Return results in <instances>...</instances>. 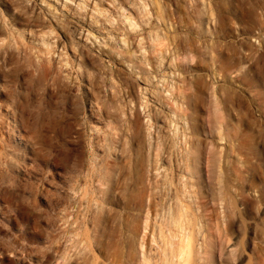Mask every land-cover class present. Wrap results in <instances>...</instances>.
Returning <instances> with one entry per match:
<instances>
[{"label": "rangeland", "instance_id": "374dc122", "mask_svg": "<svg viewBox=\"0 0 264 264\" xmlns=\"http://www.w3.org/2000/svg\"><path fill=\"white\" fill-rule=\"evenodd\" d=\"M119 1L134 2L100 0L96 7L93 0H0V264H146V257L150 263L155 260L152 264H161L164 259L171 258L173 246L170 247V243L176 242V233L170 231L176 224L170 228L167 222L174 223L172 214L176 211L170 208L171 213L167 202L176 188V173H181L180 177L185 173L175 172L174 163L161 164L157 160L155 126L150 127L154 121L140 105L146 98L137 71L132 67L139 59L147 72L153 71L152 65L145 64V58L149 56L148 51L155 49L149 36L158 32L174 43L164 59L158 56L159 61L163 59L167 73L156 85L162 90L160 98L172 101L174 97H170L165 87L166 82L174 84L182 91L175 99L184 105L181 108L185 123L180 122L179 127L188 126L192 116H198L199 122L201 118L206 121L204 132L200 129L191 135L205 142L196 154L204 182L196 183L194 171L193 177L186 174L194 179L191 182L197 187H193L197 193L196 198L193 197L196 204L193 202L189 211L190 220L197 215L201 224L196 217L190 223L193 221L198 230L205 226L201 231L209 237L205 239L210 252L204 256L196 253V263L264 264V97L252 99L251 96L263 91V86L257 77H251L245 85H235L242 93L240 102L227 103L224 97L222 99L223 61H220L219 48L223 19L218 0L214 4V0H160V10L152 0H148L150 5L145 10L141 7L143 0H135L139 3L133 4V16L139 18L137 21L141 24L134 28L135 31L129 26L130 22L124 20L127 12L119 7ZM109 8L115 19L112 25L105 28L98 24L102 31L93 32L92 36L86 31L80 32L82 26L85 29L96 27L95 21L104 22L103 18H110V12H106ZM101 10L105 12L100 15ZM150 11L152 17L146 14ZM213 30L215 34H211ZM247 37L251 44L263 50L264 32L255 30V34ZM175 39L177 42H173ZM16 44L22 45L17 49ZM118 51L125 54L118 55ZM174 54L183 57L177 59V68ZM212 55L218 58L214 66L209 62ZM183 59L186 62H181ZM156 61L154 58L153 63ZM38 64L50 68L49 73L45 75ZM249 64L246 63L245 69ZM198 82L206 85L209 93L202 109H194L186 100L196 92ZM160 102L163 103V99ZM153 104L159 108L158 104ZM137 111L139 116H135ZM172 129V133H176L174 124ZM221 129L223 134L218 132ZM220 135H224L223 139ZM218 163H221V177L225 180L223 201L219 193ZM106 166L111 167L106 170ZM188 176H184V180ZM84 188L87 190L85 196L81 194ZM103 190H110V197L103 199ZM77 199L83 204L79 211ZM144 202L146 206L143 207ZM151 202L155 206L153 211L149 209ZM96 213L104 218L97 225ZM155 213L173 216L168 218L172 221L163 216L166 220L163 223L158 218L161 216ZM77 214L84 222L81 221L76 230L77 227L70 223ZM195 229L200 243L203 239ZM74 230L76 235L71 232ZM83 244H88V249ZM166 253H170L169 258ZM170 260L176 264L175 258Z\"/></svg>", "mask_w": 264, "mask_h": 264}, {"label": "bare ground", "instance_id": "6f19581e", "mask_svg": "<svg viewBox=\"0 0 264 264\" xmlns=\"http://www.w3.org/2000/svg\"><path fill=\"white\" fill-rule=\"evenodd\" d=\"M42 2H43V0H41ZM99 1L100 0H93V4H95V5H93V6H98V4H99ZM136 1H139V0H136ZM135 0H134V2H132L131 4L129 3V4H127V3H124V2H121V1H119V7L122 9V10H124L125 12H127L126 13V15H125V18H124V20H128L130 23V25L129 26H131V28L134 30V28L135 27H137V26H139V27H141V24H138V21H137V19H139V18H137V19H135V16H133L134 15V10H133V7H134V5L136 6V2ZM142 1V0H141ZM150 1V0H149ZM148 0H143L141 3H142V5H141V7L143 6V8H144V10L145 9H147V7H148V5H150V2H149ZM160 0H152V4H155L156 6H158V8H159V10H160V6H159V4H160V2H159ZM209 2L210 1H213V0H208ZM216 0H214L213 1V4H214V2H215ZM67 2V1H66ZM83 2V1H82ZM87 2V1H86ZM88 2H89V0H88ZM129 2V1H128ZM140 2V1H139ZM138 2V3H139ZM158 2H159V4H158ZM218 5L215 3V5H217V6H219V7H221V13H222V19H223V25H222V28H221V35H220V37H221V39H222V42H221V48H219L220 50H221V55H219L220 56V61H223V65H222V81L224 82V84H223V92H221L222 93V99H223V97H224V101L226 100V102L227 103H229V102H232V101H237V102H240L241 101V99H242V93H241V91L240 90H237L236 88H235V85H245V83H247V82H249L250 81V79H251V77H257L258 79H259V81H260V83H261V85L263 86V91H258V92H256V93H254V94H252L251 96H252V99H256V98H258L257 96H263L264 97V40L262 41L263 42V50H259V48H257V47H255L254 46V44H251V42L250 41H248L247 40V36H249L250 34H255V30H259V31H261V32H264V0H218ZM44 3H45V1H44ZM62 3H64V2H62ZM81 3V2H80ZM137 3V4H138ZM41 4V3H40ZM134 4V5H133ZM163 5V4H162ZM161 5V6H162ZM38 6V5H37ZM66 6V5H65ZM90 6V5H89ZM88 6V7H89ZM96 6V7H97ZM85 7H86V5H85ZM87 7V8H88ZM95 7V8H96ZM140 7V6H139ZM140 7V8H141ZM216 7V6H215ZM218 7V8H219ZM77 8H78V5H77ZM86 8V9H87ZM100 8V7H99ZM211 8V7H210ZM81 9V8H80ZM92 9V8H91ZM98 9V8H97ZM40 10V9H39ZM83 10V9H82ZM93 10V9H92ZM91 10V11H92ZM106 10V9H105ZM162 10V9H161ZM84 11V10H83ZM98 11V10H97ZM96 11V12H97ZM100 11V10H99ZM213 11V10H212ZM211 10H210V12H212ZM89 12V11H88ZM103 12H105V11H103ZM102 12V10H101V12H98V13H100V15H101V13H103ZM107 13L108 12H110V13H108V14H110V18H103L104 19V22H102L101 21V19L100 20H97V21H95L96 23H97V26L96 27H90V26H88L89 28H82V27H84V26H82V25H79V26H82V27H80V29H81V31L80 32H82V31H86L87 33H88V35L90 34L91 35V33H93V32H101L102 30L99 28V26H98V24H100L101 26H104L105 28H106V26L108 25H112L113 24V22L115 21V19L113 20L112 19V10H110V8L109 9H107V11H106ZM147 12V11H146ZM76 13V12H75ZM80 13V12H79ZM78 13V14H79ZM83 13H85V11L83 12ZM91 13V12H90ZM94 13V12H93ZM151 13V11L150 12H148V13H146L147 15H149ZM161 13V12H160ZM159 13V14H160ZM106 14V13H105ZM125 13H123V15H124ZM143 14H144V12H143ZM214 14V13H213ZM85 15V14H84ZM84 15H83V18H84ZM88 15H89V13H88ZM87 14H86V16H88ZM99 15V17H101ZM146 15V16H147ZM212 15V14H211ZM44 16V15H43ZM46 16V15H45ZM78 16H80V15H78ZM90 16H92V15H90ZM93 16H95V18H96V15H93ZM102 16H103V14H102ZM105 16V15H104ZM112 16V17H111ZM143 16V15H142ZM144 16H145V14H144ZM149 16H151V15H149ZM212 16H214V15H212ZM220 16V15H219ZM64 17V16H63ZM81 17V16H80ZM79 17V18H80ZM107 17H109V16H107ZM148 17V16H147ZM152 17V16H151ZM157 17V16H156ZM82 18V19H83ZM87 18V17H86ZM85 18V19H86ZM91 18V17H90ZM93 18V17H92ZM160 18H161V16H160ZM57 19V18H56ZM70 19V18H69ZM94 19V18H93ZM98 19V18H97ZM112 19V20H111ZM141 19V18H140ZM221 19V18H220ZM35 20H38V19H35ZM64 20V19H63ZM89 20V19H88ZM92 20V19H91ZM170 20V19H169ZM39 21V20H38ZM90 21V20H89ZM183 21V20H182ZM85 22V21H84ZM94 22V23H95ZM122 22V21H121ZM79 23V22H78ZM90 23V22H89ZM93 23V22H92ZM93 23V24H94ZM96 23L94 24V25H96ZM109 23V24H108ZM173 23V22H172ZM217 23V22H216ZM221 23H222V21H221ZM33 24H34V22H33ZM82 24H83V21H82ZM86 24V23H85ZM84 24V25H85ZM123 24V23H122ZM233 24H236L235 26H233ZM50 25V24H49ZM48 25V26H49ZM77 25V26H78ZM91 25V24H90ZM124 25V24H123ZM172 25V24H171ZM170 25V26H171ZM217 25V24H216ZM219 25H221V24H219ZM53 26V25H52ZM118 26V25H117ZM122 26V25H121ZM127 26V25H126ZM215 26V25H214ZM218 26V25H217ZM7 27V26H6ZM30 27V26H29ZM36 27V26H35ZM47 27V26H46ZM73 27V26H72ZM116 27V26H115ZM32 28V27H31ZM37 28H38V26H37ZM41 28V27H40ZM53 28V27H52ZM217 28H219V27H217ZM4 29V28H3ZM11 29V28H10ZM9 29V30H10ZM13 29V28H12ZM46 29V28H45ZM79 29V30H80ZM108 29V28H107ZM116 29H118V27L116 28ZM120 29V28H119ZM122 29V28H121ZM127 29H128V27H127ZM188 29V28H187ZM13 30H15V29H13ZM22 30V29H21ZM26 29H24V31H25ZM29 30V29H28ZM31 30V29H30ZM49 30H51V29H49ZM73 30H75V29H73ZM72 30V31H73ZM106 30V29H105ZM111 30H112V28H111ZM131 30V29H130ZM129 30V31H130ZM136 30V29H135ZM134 30V31H135ZM153 30V29H152ZM159 30V29H158ZM161 30V29H160ZM220 30V29H219ZM24 31H22V32H24ZM35 31H37L38 32V30H35ZM110 31V30H109ZM127 31V30H126ZM128 31V32H129ZM132 31V30H131ZM157 31V30H156ZM162 31V30H161ZM218 31V30H217ZM10 32H12V31H10ZM18 32V31H17ZM29 32V31H28ZM33 32V31H32ZM66 32V31H65ZM74 32V31H73ZM127 32V34H129ZM151 32V31H150ZM153 32H155V31H153ZM18 33H20V32H18ZM39 33V32H38ZM37 33V34H38ZM47 33H49V32H47ZM79 33V32H78ZM77 33V34H78ZM105 33V32H104ZM123 33V32H122ZM3 34V33H2ZM15 34H16V30H15ZM32 34V33H31ZM45 34V33H44ZM50 34V33H49ZM49 34H46V36L47 35H49ZM83 34V33H82ZM81 34V35H82ZM94 34V33H93ZM110 34V33H109ZM148 34H150V33H148ZM187 34V33H186ZM211 34H215L214 33V30L211 32ZM261 34V33H260ZM18 35V34H17ZM20 35H21V33H20ZM19 35V36H20ZM24 35V34H23ZM22 35V36H23ZM117 35V34H116ZM125 35V34H124ZM173 35V34H172ZM4 36V35H3ZM12 36H14V34L12 35ZM85 36V35H84ZM92 36V35H91ZM109 36V35H108ZM110 36H112V34H110ZM109 36V37H110ZM166 36H167V34H166ZM174 36V35H173ZM176 36V35H175ZM174 36V37H175ZM100 37V36H99ZM129 37V36H128ZM150 40L154 43L153 45L155 46L154 48V50L151 52H149L148 51V53H149V56L148 57H146L145 58V64H149V65H152V72H147V70H146V68H144L143 67V65H142V60H137V62H135L134 64H133V68L135 69V71H137V75H138V81H139V83L143 86L142 87V90L144 91V98H146V102L145 103H141L140 105L141 106H144V109L146 110V113L148 114V116L151 118V119H153V121H154V123H152V124H150L149 126L152 128L153 127V124H154V126H155V131H156V136H155V138H156V140H155V142H157V152H156V158H157V160L158 161H160L161 162V164H169V163H174V166H175V172H183V173H185V175L184 176H188V175H186V174H188V173H192L193 174V171H194V173H196L197 174V176L195 175V177H197V181H196V183L197 184H201L202 182H204V181H202V175L200 174V161H199V158H198V156H196V154H198V147L200 146V145H202V144H205V142L204 141H201V140H198V139H195L193 136H191L193 133H195V132H198L200 129H203L202 131L204 132V129H206V121L205 120H202V118L200 119L201 120V122H199L198 121V119H199V117L198 116H192L191 118H190V116H189V118H190V120H191V123L188 125V126H186V125H184V124H182L180 127H179V123L180 122H182L183 121V123H185V121H184V118H183V108H184V105L183 106H181L180 105V103L177 101V99H175L176 97H177V95L179 94V93H181L182 94V91H180V87H178V86H175L174 84H171V83H167L166 82V89H165V91H167V92H170L169 94H170V97H171V95H173V97H174V99L172 100V101H170L168 98L165 100V98H160V96H161V94H162V90H158L157 88H156V85H157V83H160V82H162V80L164 79V78H166L167 77V73H166V71H165V67H166V65L164 64V62H163V59L165 58V53H167L168 52V50L171 48L170 46L172 45V44H174V43H170V41L169 40H171V39H167V37H165L163 34H161V33H151L150 34ZM169 37V36H168ZM189 37V36H188ZM188 37L186 38V39H188ZM14 38V37H13ZM21 38V37H20ZM19 38V39H20ZM105 38H107V37H105ZM112 38V37H111ZM173 38V37H172ZM11 39V38H10ZM18 39V40H19ZM22 40H23V38H21ZM26 39V37L24 38V40ZM129 39V38H128ZM174 39V38H173ZM177 39V38H176ZM176 39H175V41H173V42H177L176 41ZM186 39H184L183 38V40L185 41ZM3 39H1V41H2ZM21 40V41H22ZM44 40V39H43ZM41 41L42 43L45 41ZM87 40H88V37H87ZM3 41H5V40H3ZM11 41V40H10ZM20 41V40H19ZM40 41V40H39ZM148 41V40H147ZM191 42L190 40H187V42ZM36 42V41H35ZM123 42H125V41H123ZM1 43V42H0ZM4 43V42H3ZM2 43V44H3ZM6 43V42H5ZM12 43V42H11ZM127 43V42H126ZM149 43V42H148ZM151 43V42H150ZM149 43V44H150ZM183 43V42H182ZM10 44V43H9ZM15 44V43H14ZM46 44L47 43H45V45L44 46H46ZM148 44V45H149ZM180 44V43H179ZM183 44H185V43H183ZM188 44V43H187ZM1 45V44H0ZM18 45H22V44H18ZM18 45L16 44V46H17V49H19V47H18ZM106 45V44H105ZM152 45V46H153ZM181 45V44H180ZM9 46H12V45H9ZM15 46V47H16ZM185 46V45H184ZM216 46H218V45H216ZM22 47V46H21ZM48 47V45L46 46V48ZM175 47V46H174ZM183 47V46H182ZM188 47V46H187ZM12 48H13V46H12ZM29 48V47H28ZM150 48V47H149ZM178 48V47H177ZM218 48V47H217ZM217 48L215 47V50H217ZM10 49V48H9ZM24 49H25V47H24ZM23 49V50H24ZM32 49V48H31ZM145 49H147V48H145ZM174 49H176V48H174ZM212 49H213V47H212ZM211 49V50H212ZM262 49V48H261ZM12 50V49H11ZM20 50H21V48H20ZM28 50V49H27ZM219 50V51H220ZM10 51V50H9ZM25 51V50H24ZM111 51H113L112 49H111ZM115 51H116V49H115ZM122 51V50H121ZM121 51H118V55H119V53L121 54V56L122 55H124L125 54V52L123 53V52H121ZM176 50H174V52H175ZM218 51V52H219ZM212 53V52H211ZM175 54H176V52H175ZM174 54V55H175ZM188 54V53H187ZM191 54V53H190ZM189 54V55H190ZM213 54V53H212ZM214 54H217V53H214ZM220 54V53H219ZM29 55V54H28ZM27 55V56H28ZM43 55V54H42ZM159 55H161L162 56V60H158L160 57H158ZM189 55H187V56H189ZM46 56H47V54H46ZM125 56H127V55H125ZM125 56H123V57H125ZM144 56V55H143ZM156 56V57H155ZM176 56V55H175ZM179 56V55H178ZM190 56H192V54L190 55ZM167 57V56H166ZM177 57V56H176ZM180 57V56H179ZM186 57V56H185ZM194 57V56H193ZM154 58H155V64L153 63L154 62ZM175 57H173V59H174ZM181 58H183V57H180V58H175V60H176V68L178 67V62L179 61H177V59H181ZM48 59V58H47ZM46 59V60H47ZM130 59V58H129ZM186 60H187V58H185ZM185 59H183L181 62H186V60ZM216 59H218L217 58V56H215V55H212L211 56V60H209V62H210V64H212V66H214V64H215V62H216ZM126 60H127V58H126ZM185 60V61H184ZM169 61V60H168ZM173 61V60H172ZM191 62H193V60H190ZM189 61V62H190ZM130 62V61H129ZM129 62H127V63H129ZM180 62V63H181ZM251 62V63H250ZM44 62H41V66H43L44 64H43ZM167 63V62H166ZM179 63V64H180ZM246 63H250L249 64V67L248 68H246L245 69V65H246ZM43 64V65H42ZM111 64V63H110ZM144 64V65H145ZM154 64V65H153ZM173 64V63H172ZM187 64H189L188 63V61H187ZM39 65V64H38ZM51 65V64H50ZM170 65V64H169ZM182 65H183V63H182ZM185 65H186V63H185ZM190 65V64H189ZM131 66V65H130ZM181 66V65H180ZM179 66V67H180ZM184 66V65H183ZM187 66V65H186ZM211 66V67H212ZM60 67V66H59ZM182 67V66H181ZM188 67V66H187ZM39 68H43V67H40V65H39ZM169 68V67H168ZM214 68V67H213ZM50 68H48V69H46L45 68V66H44V68H43V70H44V73H45V75L47 74V72L49 73V70ZM170 69H171V67H170ZM186 69V68H185ZM42 70V69H41ZM184 70V69H183ZM213 70V69H212ZM211 70V71H212ZM104 71V70H103ZM189 71V70H188ZM191 71V70H190ZM215 72H217V69H215L214 70ZM214 71H212V73L214 72ZM42 72V71H41ZM50 72H51V70H50ZM173 72H175L174 70H173ZM214 72V73H215ZM43 73V74H44ZM171 73H172V71H171ZM213 73V74H214ZM168 74H170L169 72H168ZM173 74V73H172ZM216 74V73H215ZM105 75V74H104ZM233 75V76H232ZM104 77V76H103ZM168 77H170V76H168ZM156 78H158L157 79V81L155 82V79ZM167 79H165L164 81H166ZM163 81V82H164ZM169 81V80H168ZM171 82H173L172 80H171ZM127 83V82H126ZM165 83V82H164ZM163 83V84H164ZM171 84V85H170ZM178 84V83H177ZM181 83L179 82V85H180ZM183 84H185V83H183ZM182 84V85H183ZM181 85V86H182ZM191 85V84H190ZM163 86V85H162ZM184 87V86H183ZM191 87L193 88V84L191 85ZM197 89H196V92L195 93H192V94H190L188 97H187V99L186 100H188V101H190V104L192 105V107L194 108V109H202L203 108V106L205 105V102H206V97H208L209 96V93H208V88H206V85H203L201 82H198L197 83ZM179 88V89H178ZM185 88H187V87H185ZM182 89V88H181ZM186 90V89H185ZM188 90V89H187ZM190 90V89H189ZM188 90V91H189ZM207 90V91H206ZM192 91H193V89H192ZM195 91V90H194ZM178 93V94H177ZM186 93L188 94V92H185V95H186ZM220 93V94H221ZM132 94V91L129 93V96ZM184 94V93H183ZM184 95V96H185ZM181 97V96H180ZM215 97H216V95H215ZM162 99H163V103L162 102H160V101H162ZM218 99V98H217ZM131 100H133V99H131ZM130 100V101H131ZM208 100V99H207ZM214 100V99H213ZM134 101V100H133ZM153 102V103H156V104H158L159 105V108H155V107H153V103H152V105L151 104H149V102ZM184 101V100H183ZM132 102V101H131ZM207 103V102H206ZM222 103V102H221ZM189 104V103H188ZM209 104V103H208ZM213 104H214V102H213ZM217 104V103H216ZM218 105V104H217ZM124 105H122V107H123ZM125 107V106H124ZM181 107H183V108H181ZM216 107V106H215ZM217 107H219V106H217ZM216 107V108H217ZM187 109V108H186ZM215 110V109H214ZM193 111V110H192ZM220 111V110H219ZM216 112H217V110H216ZM215 112V113H216ZM125 113V112H124ZM220 113V112H219ZM139 112L137 111L136 113H135V116H139ZM186 115V114H185ZM184 115V116H185ZM109 117V116H108ZM175 117H176V119H175ZM186 117V116H185ZM188 117V116H187ZM223 117V116H222ZM136 119V118H135ZM227 119V118H226ZM111 120V119H110ZM109 120V121H110ZM222 120H223V118H222ZM134 121V120H133ZM98 122V121H97ZM100 123V122H99ZM112 123V122H111ZM134 123H135V121H134ZM137 123H138V120H137ZM200 123V124H199ZM102 124V123H101ZM113 124V123H112ZM173 124L176 126V133H172V131H173V129H172V126H173ZM114 125H116L117 126V124H114ZM138 125V124H137ZM209 126V125H208ZM109 127H112V126H109ZM113 127H115V126H113ZM116 128V127H115ZM115 128H113V129H115ZM118 129V128H117ZM116 130V129H115ZM188 130H189V132H188ZM109 131V130H108ZM113 132H114V130H113ZM116 132H117V130L115 131V135H117L116 134ZM219 133L220 132H222V129H221V131H218ZM189 133V134H188ZM113 134V133H112ZM138 134V133H137ZM222 134H223V132H222ZM150 135V134H149ZM189 135V136H188ZM219 135V134H218ZM221 136V135H220ZM219 136V137H220ZM224 136V135H223ZM223 136H221V138L220 139H223ZM117 137V136H116ZM189 137V138H188ZM99 138V137H98ZM135 138V137H134ZM133 138V139H134ZM119 139V138H118ZM95 140V139H94ZM99 140V139H98ZM137 140V139H136ZM135 140V141H136ZM134 141V140H133ZM210 145V144H209ZM156 146V145H155ZM207 149V148H206ZM234 149V148H233ZM176 153V154H175ZM205 153V152H204ZM215 155V154H214ZM214 155H211V156H213V158H214ZM107 156V155H106ZM209 157V156H208ZM209 159V158H208ZM217 160H218V158H217ZM219 160H220V158H219ZM222 160V159H221ZM221 160H220V162H221ZM227 161V160H226ZM212 162V161H211ZM215 163H216V161H214ZM159 163V162H158ZM219 164V163H218ZM221 164V163H220ZM219 164V169L217 170V171H219V174L218 175H220L218 178H219V187L221 188V189H219V190H221V191H219V193H221V196H222V198H221V201H223L225 198H224V196L226 195L225 194V191L222 189V188H224V184H223V180H222V177H221V170H222V168H221V165ZM226 164V163H225ZM110 165H112V164H110ZM170 165V164H169ZM173 166V165H172ZM171 166V167H172ZM213 166V165H212ZM216 166V165H215ZM109 167V166H108ZM107 166H106V170H107V168H108ZM111 167V166H110ZM110 167H109V169H110ZM143 167V166H142ZM102 168V167H101ZM214 168V167H213ZM216 168V167H215ZM244 168V167H243ZM99 169H100V167H99ZM108 169V170H109ZM112 169H113V167H112ZM217 169V168H216ZM250 169V168H249ZM102 170L104 171V168H102ZM247 170V169H246ZM102 171V172H103ZM159 171V170H158ZM245 171V170H244ZM100 172V171H99ZM98 172V173H99ZM106 172V171H105ZM165 172V171H164ZM97 173V174H98ZM101 173V172H100ZM105 174V173H104ZM182 175L181 173H176V188H175V191H174V193L173 194H171V196H167L168 197V199H169V202H167L168 201V199L166 200V202L169 204V206H168V204H167V206L169 207V209L171 208L173 211H176V214L173 212V216H174V218H173V216H172V218H173V222L174 223H172L171 225H170V221L169 220H171L172 218L171 217H166L165 215H163L162 213V215L163 216H165L164 218H171V219H168V221L169 222H167L168 223V225L167 226H171L170 228H174V226H173V224L175 225L176 224V231H175V228H174V230H172V231H170V233L171 232H175L176 233V235H174L176 238V242H173V243H170L169 241H171V240H169L168 242L170 243V247L171 246H173V248H172V250H170V253H171V258L170 259H174L175 258V263L176 264H197L196 262L198 261V259H197V261H196V258H195V255H197L196 253H198L199 255L201 254L202 256H204L207 252H210V251H208L207 250V247H208V243H207V238L209 239V237H205V232L202 230L201 231V229L203 228V227H205V226H203V227H200L199 228V230H198V227L195 229V227H194V223H193V221L190 223V221L191 220H194L195 219V217L197 216V215H195L194 216V219H192L191 218V220H190V215H191V212H189V211H191V209H192V207H193V202L195 203V200L193 199V197L194 198H196V193H197V191L196 190H194L195 188H193L195 185H194V183L193 182H191V180H194V179H190L191 178V176H188L189 178H186L185 180H184V176H181L180 177V175ZM191 174V175H192ZM223 175V174H222ZM238 175V174H237ZM99 176H101V175H99ZM103 176V175H102ZM108 176V175H107ZM217 176V175H216ZM241 176V175H240ZM104 177V176H103ZM103 177H102V179H103ZM192 177H193V175H192ZM106 178V177H105ZM159 178V177H158ZM218 178H217V180H218ZM85 179V178H84ZM101 179V180H102ZM205 180V179H204ZM97 181V180H96ZM225 181V180H224ZM102 182H104V180H102ZM214 182H215V180H214ZM82 183V182H81ZM85 183V182H84ZM171 183V182H170ZM216 183H218V181L216 182ZM80 184V183H79ZM89 184V183H88ZM156 184H158V183H156ZM160 184V183H159ZM172 184V183H171ZM78 185V184H77ZM82 185V184H81ZM119 185V184H118ZM154 185V184H153ZM103 186V185H102ZM156 186V185H155ZM154 186V187H155ZM159 186V185H158ZM161 186V185H160ZM168 186V185H167ZM217 186V185H216ZM153 187V186H152ZM196 187V186H195ZM199 187V186H198ZM110 188V187H109ZM169 188V187H168ZM174 188V187H173ZM142 189H143V187H142ZM157 189V188H156ZM160 189H161V187H160ZM196 189H197V187H196ZM111 190V189H110ZM110 190L109 191H105V190H103L102 191V196H103V199H104V196H106V197H108L109 196V193H110ZM114 190V189H113ZM158 190V189H157ZM169 190H170V188H169ZM171 190H172V188H171ZM100 191V190H99ZM99 191H97L98 193H100ZM112 191V190H111ZM160 191V190H159ZM167 191H168V189H167ZM138 192H140V191H138ZM146 193H147V191H145ZM145 192H140L141 194L143 193H145ZM158 192V191H157ZM157 192H155V193H157ZM161 192V191H160ZM173 192V191H172ZM172 192H170V193H172ZM224 192V193H223ZM88 193H89V190H88ZM140 193H139V195H140ZM148 193H149V190H148ZM81 194H83V196H85L86 194H87V190L84 188V191H82L81 192ZM154 194V193H153ZM161 194V193H160ZM163 194V193H162ZM168 194H169V191H168ZM225 194V195H224ZM101 195V194H100ZM110 195H111V193H110ZM150 195V194H149ZM158 195V194H157ZM224 195V196H223ZM98 196V195H97ZM145 196V195H144ZM146 196H148V195H146ZM155 196V195H154ZM159 196V195H158ZM157 196V197H158ZM160 196H162V195H160ZM166 196V195H165ZM220 196V197H221ZM87 197V196H86ZM110 197V196H109ZM139 197H141V196H139ZM163 197V196H162ZM162 197H160V198H162ZM166 197V198H167ZM201 197V196H200ZM99 198V197H98ZM100 198H102V197H100ZM132 198H134L133 197V195H132ZM147 198V197H146ZM166 198H164V201H165V199ZM191 198H192V200H191ZM224 198V199H223ZM79 199V198H78ZM77 199V202L79 201ZM81 199H82V197H81ZM84 199V198H83ZM102 199V200H103ZM136 199V198H135ZM151 199V198H150ZM212 199V198H211ZM88 200V199H87ZM95 200V199H94ZM198 200V199H197ZM200 200V199H199ZM81 201V200H80ZM80 201L78 202V205L77 204H75V205H77V210L78 209H81L82 208V205L83 204H81L80 203ZM84 201H85V199H84ZM111 201V200H110ZM164 201L163 202H161V204H164ZM201 201V200H200ZM199 201V202H200ZM82 202V201H81ZM93 202V201H92ZM157 202V201H156ZM165 202V203H166ZM96 203V202H95ZM98 203H100V201L98 202ZM137 202L135 201V204H136ZM201 203V202H200ZM200 203H198V204H200ZM145 204V205H144ZM144 204H143V207L144 206H146V202H144ZM160 204V205H161ZM196 204V203H195ZM194 204V205H195ZM203 204H204V202H203ZM223 204V203H222ZM85 205V204H84ZM103 206V205H102ZM101 206V207H102ZM220 206V205H219ZM75 207V206H74ZM85 207V206H84ZM101 207H98V208H100V210H102L101 209ZM150 207V208H149ZM149 207H147V209L149 208L150 210L153 208V207H155L154 206V204L151 202L150 204H149ZM160 207V206H159ZM163 207H165V205L163 206ZM168 207H167V209H168ZM197 207V206H196ZM196 207H195V209H196ZM201 207H204V206H201ZM166 208V207H165ZM165 208H162V210L163 209H165ZM198 208H199V206H198ZM196 209V210H199V209H201V208H199V209ZM104 209V208H103ZM148 209V210H149ZM170 209V210H171ZM99 210V209H98ZM147 210V211H148ZM150 210L148 211L149 213H151L150 212ZM154 210V208L152 209V211ZM169 210V211H170ZM172 210H171V213H172ZM202 210H205V209H203L202 208ZM201 210V211H202ZM79 211V210H78ZM158 211V210H157ZM157 211H154V212H157ZM166 211V210H165ZM101 212H103V211H101ZM147 212V213H148ZM159 212V211H158ZM193 212V211H192ZM197 212V211H196ZM75 213V212H74ZM77 213V212H76ZM80 213V212H79ZM78 213V214H79ZM148 213V214H149ZM190 213V214H189ZM76 215L75 217H74V220H73V222L72 223H70V224H73V226L75 225L77 228H76V230L80 227V223H81V221L82 222H84L83 220H80V216L79 215ZM101 213H98V216H97V213H96V216H97V218H95L96 220H97V222H96V225L98 224V222H102L103 220H104V218H103V216H101L100 215ZM103 214V213H102ZM152 214V213H151ZM155 214H158V213H155ZM160 214V213H159ZM158 214V215H159ZM175 214V215H174ZM200 214V213H199ZM69 215V214H68ZM95 215V214H94ZM158 215H157V217H158ZM193 215H194V213H193ZM192 215V216H193ZM96 216H94V217H96ZM156 216V215H155ZM159 216H161V215H159ZM163 216H161V217H158L160 220L159 221H161V222H163V223H166V220L163 218ZM161 218H163L164 220H165V222L163 221V219H161ZM197 218V217H196ZM201 218H202V216H201ZM66 219V218H65ZM86 219V218H85ZM91 220V219H90ZM89 220V221H90ZM146 220V219H145ZM88 221V222H89ZM93 221V220H92ZM91 221V222H92ZM147 221H148V219H147ZM172 221V220H171ZM196 221H199V219L197 218V220ZM91 222L89 223V224H91ZM110 222V221H109ZM146 223H148V222H146ZM198 223H200V221L198 222ZM95 224V223H94ZM142 224V223H141ZM195 224H196V222H195ZM201 224V223H200ZM225 224V223H224ZM84 225V224H83ZM152 225V224H151ZM150 225V226H151ZM166 225L164 224V226L166 227ZM204 225V224H203ZM72 226V225H71ZM150 226H148V227H150ZM198 226H200V225H198ZM202 226V225H201ZM162 227V226H161ZM72 228V227H71ZM151 228V227H150ZM83 229V228H82ZM134 229V228H133ZM146 229V228H145ZM168 230H170L169 229V227L167 228ZM194 229L195 230H198L197 232V234L198 235H200L201 237H202V239H203V241H201L200 243H199V241H198V239H197V237L195 236V231H194ZM204 229V228H203ZM71 230H73V228L71 229ZM76 230H74V231H71V232H74L75 233V231ZM80 230V229H79ZM148 231V230H147ZM69 232V231H68ZM70 232V233H71ZM81 232V231H80ZM80 232H78L79 234H80ZM199 232H200V234H199ZM204 232V233H203ZM144 233V232H143ZM175 233H173V234H175ZM155 234V233H154ZM154 234H152V235H154ZM173 234H172V236H173ZM72 235H74V234H71V236ZM75 235H76V233H75ZM140 236V235H139ZM146 236V235H145ZM145 236H142L143 238L145 237ZM171 236V237H172ZM173 236V237H174ZM67 237V236H66ZM82 237V236H81ZM154 237V236H153ZM157 237H155V239H156ZM200 238V237H199ZM206 238V239H205ZM64 239V238H63ZM71 239H72V237H71ZM70 238H69V240H71ZM76 239V238H75ZM78 239V238H77ZM76 239V240H77ZM153 240H155L154 238H152ZM171 239H173V238H171ZM79 240H81L80 238H79ZM144 240V239H143ZM156 241H158V239H156ZM79 242V241H78ZM86 242V240L84 241V243ZM155 242V241H154ZM80 243L81 242H79V243H77V244H79V246H81L80 245ZM158 243H160V242H158ZM175 243V244H174ZM132 244V243H131ZM144 244V243H143ZM154 244V243H153ZM157 244V243H156ZM198 244H201V245H198ZM73 245H76V243L74 244L73 243ZM83 245H85L84 247H85V249L88 247V244H83ZM169 245V244H168ZM199 247H198V246ZM211 245V244H210ZM143 246V245H142ZM153 246V245H152ZM151 246V247H152ZM159 246V245H158ZM163 246V245H162ZM72 247H74V246H72ZM71 247V248H72ZM77 247V246H76ZM75 247V248H76ZM169 247V246H168ZM147 248V247H146ZM213 248V247H212ZM70 249V248H69ZM88 249V248H87ZM168 249V248H167ZM171 249V248H170ZM209 249H211V247H209ZM66 250V249H65ZM127 252V251H126ZM167 252H169V250L167 251ZM163 253V252H162ZM170 253H166L167 255V258H169L170 256H168V254L170 255ZM131 254V253H130ZM130 256H132V255H130ZM152 256V255H151ZM156 256V255H155ZM201 256V257H202ZM209 255H207V256H205V258L206 257H208ZM129 257V256H128ZM163 257V256H162ZM65 258V257H64ZM84 258V257H83ZM82 258V259H83ZM86 258V257H85ZM144 258V257H143ZM160 258V257H159ZM198 258H200V257H198ZM204 258V259H205ZM146 259V264H152V263H155L154 261V258L152 259V260H154V261H152V263H150L148 260H149V258H145ZM144 259V260H145ZM148 259V260H147ZM157 259V258H156ZM170 259H167V261H168V264H174V260L173 261H171ZM202 259H203V257H202ZM202 259H200L201 261H203ZM144 260H143V262H144ZM160 260V259H159ZM159 260H156L157 262L159 261ZM199 260V261H200ZM207 260V259H206ZM205 260V261H206ZM120 261V260H119ZM133 261H135V260H133ZM162 261V260H161ZM167 261H165V259H164V261H162L163 263L165 262V263H167ZM204 261V262H205ZM118 262V261H117ZM206 262H208V261H206ZM72 263V262H71ZM119 263V262H118ZM163 263H161V264H163ZM164 263V264H165ZM209 264H210V262H208ZM208 263H206V264H208ZM122 264H124V263H122ZM158 264H160V263H158ZM200 264H203L202 262L200 263ZM205 264V263H204Z\"/></svg>", "mask_w": 264, "mask_h": 264}]
</instances>
